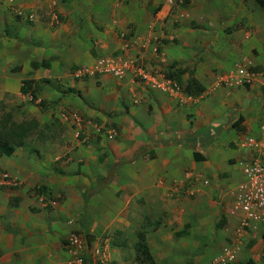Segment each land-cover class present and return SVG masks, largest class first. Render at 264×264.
<instances>
[{
  "label": "crops",
  "instance_id": "crops-1",
  "mask_svg": "<svg viewBox=\"0 0 264 264\" xmlns=\"http://www.w3.org/2000/svg\"><path fill=\"white\" fill-rule=\"evenodd\" d=\"M8 1L0 0V103L14 97L20 105L24 80L68 82L81 96L80 112L94 114L96 123L82 122L80 130L101 153L88 145L72 154L83 164L81 178L52 190L63 192V204L33 201L26 184L13 197L0 190V264H71L67 238L90 225L112 246L114 264H133L139 236L152 256L166 250L160 234L189 216L188 204L223 215L227 202L219 204L217 192L236 182L237 144L264 117V87L223 88L218 78L241 63L264 73V0H12L33 22L12 15ZM120 35L143 46L130 54L147 69L158 63L184 71L175 81L181 95L151 90L131 75L75 81L72 69L119 53ZM92 83L102 88L90 103ZM19 149L1 167L23 183L36 170L20 166ZM186 172L209 185L176 198L171 187L182 189Z\"/></svg>",
  "mask_w": 264,
  "mask_h": 264
},
{
  "label": "rangeland",
  "instance_id": "rangeland-1",
  "mask_svg": "<svg viewBox=\"0 0 264 264\" xmlns=\"http://www.w3.org/2000/svg\"><path fill=\"white\" fill-rule=\"evenodd\" d=\"M135 49L137 48L134 45L128 50L127 57L134 56L130 53H133ZM154 54H158V50ZM95 62L90 67L72 69L71 76L73 77L74 72L78 69L93 67ZM142 67H147L143 60ZM156 67L157 71H160L165 76L169 73V66H162L157 63ZM174 69L175 72L178 71V67H175V64ZM86 79L98 80L97 77ZM34 82L39 83V81L35 80ZM92 84L95 91H91L92 93L88 96V102L90 103L95 100L91 96L102 88L100 83ZM42 86L43 91L37 95L35 100H32L27 95H20V105H18L14 97L9 98L8 103H0V144H15V142H18L16 135L19 136L20 134V149L17 147L20 150V166L23 169L27 168L28 171H30L29 168L36 170L35 173L33 171L31 173L28 172V182L22 183L20 181V186L16 187L0 185V190H6L13 197L21 193L20 188L26 184L28 186L26 193L33 201L39 204H45L48 201L53 204H63L65 201L63 192L56 193L53 196L52 190H68L72 181L81 178L80 168L83 164L80 162L76 163L75 156L72 157V154L74 155V152L79 151L81 147L87 149V146L91 144L85 139L84 133L80 130L82 128L81 125L80 127L77 126L69 117L77 116L82 122H86L93 121L94 114H90L92 115V118H90L80 112V108L84 104L78 101L80 99L77 96L80 98L81 96L73 88H70L68 82L64 83L60 79L48 80V83H42ZM51 93L55 95L52 98L48 97ZM23 98L26 99L25 104L22 102ZM84 100L87 99L84 98ZM256 102L258 104L259 100ZM90 111L94 113V110ZM93 122L96 123V121ZM89 148L90 150L93 149L94 153H101L95 142ZM6 160V157L0 156V182L4 175L11 176L6 166L5 168L1 167ZM17 189L20 191L15 194L14 192ZM93 192L96 195L95 191ZM206 205L188 204V217L183 220L172 219L171 225L164 226V230L160 235L164 238L166 250L153 252L152 257L155 264H202L208 262L213 254L219 250L225 240V236L228 235L225 232L227 226L222 218L223 215L220 212L215 216L211 215L208 210H205ZM191 208H193L192 212ZM195 209L196 212L194 213ZM91 228V225L87 229L84 226L80 228L77 226V230L69 234V236L76 234L88 246L87 252L82 250L76 253L67 249L71 256V264H90L91 261L94 264L101 262L98 260L99 255L95 256L94 253L96 251L94 248L99 247L101 251L103 250V243L99 241L101 235L99 231L96 235V229L94 230L95 233H91ZM262 232L263 229L248 242L246 240L243 243L245 247L247 242L245 250L237 255L234 264H246L249 259L253 261V264H264ZM90 237L92 239H89ZM109 247L112 246L110 245ZM78 261H81V263ZM125 261L126 259L121 264H124ZM103 264H114V261L109 260L107 263V261L103 260ZM133 264H139V262L133 260Z\"/></svg>",
  "mask_w": 264,
  "mask_h": 264
},
{
  "label": "built area",
  "instance_id": "built-area-1",
  "mask_svg": "<svg viewBox=\"0 0 264 264\" xmlns=\"http://www.w3.org/2000/svg\"><path fill=\"white\" fill-rule=\"evenodd\" d=\"M10 10L14 16L24 18L33 22L34 16L25 15L20 9L12 6V0L8 1ZM171 4V2L169 1ZM125 35H120L122 41L118 54L101 57L91 68H82L74 72L76 79L102 77L122 80L131 75L138 78L151 90H155L164 95H181V89L174 82L157 70H148L142 67V58L138 56L127 57L128 50L139 43L127 41ZM141 62V63H140ZM218 85L223 88H241L259 85L264 87V73L250 71L244 63L226 74L219 76ZM191 101V98H185ZM77 121V120H76ZM237 149L242 154L235 163L238 170L236 182L226 191H219V204L227 202L224 212L227 217V224L230 226L229 243L223 248L221 253L216 255L209 263L205 264H230L235 261L240 251L242 242L249 236L255 235L264 228V117L259 121L256 133L243 136ZM241 177V178H240ZM185 186L178 191V186L173 187V192L186 198H192L198 194L197 183L208 186L206 179L195 177L191 173L184 174ZM16 179L4 175L0 185L15 186ZM69 247L80 250L82 242L79 237L72 235L68 239Z\"/></svg>",
  "mask_w": 264,
  "mask_h": 264
},
{
  "label": "trees",
  "instance_id": "trees-1",
  "mask_svg": "<svg viewBox=\"0 0 264 264\" xmlns=\"http://www.w3.org/2000/svg\"><path fill=\"white\" fill-rule=\"evenodd\" d=\"M184 1H186V0H184ZM168 72L169 73L166 75V78L171 80V81H174V82L176 81L177 83H179V79H180L181 74L184 73V71H180V70H178L176 73H174L170 69ZM42 83H48V80H42L40 83H35L34 80H28V81L24 80L22 82V86L20 88V94L23 96L27 95V96L31 97L32 100H35L37 95L43 91ZM9 137H10V134H9ZM16 138H17L18 142H15V144H12V145L0 144V156H4V157L12 156V154L15 152V149H17V147L19 148L21 145L20 144V134H19V136L16 135ZM194 161L195 162H202V161H204V157H201L199 154H194ZM139 237H141V238L138 240L137 249H136V256H134V260H137L139 262V264H155V261L153 260L152 255L148 252V248H147V245L145 243L144 236H139ZM89 239H92V237H90ZM262 239L264 240V231L262 233ZM65 244H67V243H65ZM82 246L83 247L81 248L80 251H77V250H73V251L76 253H79L82 250L87 252L88 246L85 244V242L83 243ZM91 263L94 264L92 261H91ZM96 264H103V263L98 262ZM246 264H253V261L249 259V260H247Z\"/></svg>",
  "mask_w": 264,
  "mask_h": 264
},
{
  "label": "clouds",
  "instance_id": "clouds-1",
  "mask_svg": "<svg viewBox=\"0 0 264 264\" xmlns=\"http://www.w3.org/2000/svg\"><path fill=\"white\" fill-rule=\"evenodd\" d=\"M16 17V16H15ZM16 18H18V17H16ZM74 76V75H73ZM74 79H76L75 77H74ZM86 78H83V79H77V80H85ZM31 98V97H30ZM69 119L70 120H72L77 126H79L80 127V125H81V123H82V121L80 120V118L79 117H77V116H71V117H69ZM77 120V121H76ZM110 135V137L111 138H113L114 136H115V134H114V132H112L111 134H109ZM10 178H12V179H15V178H13L12 176H10V175H8ZM21 184V182L19 183V181L16 179V184H15V186H12V187H16V186H19ZM2 186H8V185H2ZM175 186H178V191L180 190V185L179 184H176V185H173L172 187H171V194L172 195H176L177 197L176 198H178L179 197V195H178V193H175V192H173V187H175ZM8 187H11V186H8ZM173 197V196H172ZM193 198V197H192ZM189 199H191V198H189ZM224 220H225V224H226V226L228 227H226V230H225V232H227L228 233V235L227 236H225V240H224V242H223V244L221 245V247L219 248V250L215 253V254H213V256L210 258V260L208 261V262H205V263H209L216 255H218L219 253H221V251L223 250V248L227 245V243H229V239H228V236L230 235V226H232V225H230V226H228V224H227V217H226V215H225V212L223 211V217H222ZM263 229V231H264V228H262ZM261 229V230H262ZM260 231V230H259ZM258 231V232H259ZM257 232V233H258ZM256 233V234H257ZM263 233V232H262ZM255 234V235H256ZM72 235H75V236H77L76 234H72ZM72 235H70V236H72ZM255 235H252V236H249L247 239H245L243 242H242V244H241V247H240V251H239V253L241 254L242 253V251H244L245 250V247H246V244H247V242L251 239V238H253V237H255ZM69 236V237H70ZM69 237L67 238V241H66V243L67 244H65L66 245V249H69V250H74V249H72L71 247H69V243H68V239H69ZM77 237H79V236H77ZM261 237H262V235H261ZM80 238V237H79ZM81 240V239H80ZM247 240V242H246V244H245V247H244V245H243V243L245 242ZM82 242V241H81ZM104 241H102V243H103ZM83 243L84 242H82V245H83ZM108 245V244H107ZM107 245L106 244H104L103 243V250L101 251L100 249H99V247H97V248H94L96 251L94 252L95 253V256H98L99 255V258H98V260L99 261H101L100 263H103V260L104 261H107V263L109 262V260H110V258H109V247H107ZM83 247V246H82ZM81 247V248H82ZM81 250V249H80ZM80 250H77V251H80ZM149 252V251H148ZM239 253H238V255H239ZM93 258H94V256H93ZM236 259H237V256H236ZM236 259H235V261H236ZM235 261H233L232 263H230V264H234V262ZM79 263H81V261H78ZM205 263H202V264H205Z\"/></svg>",
  "mask_w": 264,
  "mask_h": 264
}]
</instances>
